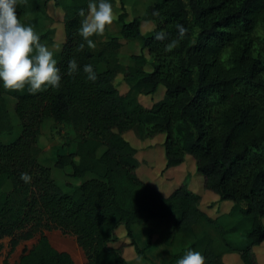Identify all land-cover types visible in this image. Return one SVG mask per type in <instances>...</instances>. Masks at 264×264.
I'll return each instance as SVG.
<instances>
[{"label": "trees", "instance_id": "trees-1", "mask_svg": "<svg viewBox=\"0 0 264 264\" xmlns=\"http://www.w3.org/2000/svg\"><path fill=\"white\" fill-rule=\"evenodd\" d=\"M117 1L116 35L106 29L93 35L95 48L80 35L85 17L79 12L87 16L89 3L99 0L17 2L20 23L32 26L45 46L54 34L46 8L59 9L63 41L53 54L61 76L58 88L11 91L0 81V240L9 239L7 255L37 236L14 264H74L44 234L57 231L73 238L85 264H131L136 258L156 264L145 256L151 234L139 248L133 227L167 217L172 218L170 246L176 235L191 236L201 223L221 236V221L200 211L201 198L188 189V177L166 196L138 178L135 146L161 135L162 170L180 166L186 157L192 160L201 189L231 203L224 218L237 221L228 231L245 232L243 244L228 251L242 264H257L252 248L264 241V0H151L129 21ZM141 23L151 29L142 34ZM177 24L187 34L166 52L165 45L177 37ZM161 31L167 39L157 41ZM120 40L136 43L140 51L131 55L128 68L118 60ZM71 59L78 65L73 75L68 74ZM89 64L95 82L83 71ZM118 75L124 93L115 88ZM159 88L160 100L149 108L139 104L138 97ZM5 97L12 102L13 120ZM46 121L71 132L66 151L53 164L81 181L70 192L53 182L41 162L39 137ZM127 133L132 139L123 138ZM22 173L32 177L30 183L21 180ZM198 244L205 264H221L224 251L213 239L203 236L188 249ZM175 257L168 264H175ZM1 264H9L6 257Z\"/></svg>", "mask_w": 264, "mask_h": 264}, {"label": "rangeland", "instance_id": "rangeland-1", "mask_svg": "<svg viewBox=\"0 0 264 264\" xmlns=\"http://www.w3.org/2000/svg\"><path fill=\"white\" fill-rule=\"evenodd\" d=\"M150 2L151 0H121L122 8L126 13L125 21L131 20L134 16H140ZM112 7L115 16H117V13L120 11L119 2L116 0ZM46 13L50 18L49 26L54 29L52 44L47 45V47L53 52V54H55L58 52L63 41L61 24L62 16L60 10L52 7L51 4H48ZM149 29H151V25L149 23H141L140 32L142 34L149 31ZM116 30L115 21L113 24L106 27L107 33L111 36L116 35ZM120 43L121 47L118 53V60L124 68H128L131 66V55L138 54L140 51L138 45L134 42H125L120 40ZM255 48H258L257 43H255ZM114 85L119 93H124L126 91L122 75H118L115 78ZM161 96L162 89L159 88L152 96L138 97V102L142 107L149 108L154 102L160 100ZM5 101L7 102V105H9L8 110L10 117L13 120L14 114L11 110L12 102L7 97H5ZM70 138L71 132L67 127L54 125L50 121L44 122L39 137V147L42 150L40 155L41 162L50 169L53 182L63 192H70L71 187H75L81 182L80 180H75L69 177L70 170L68 168L60 171L54 169L53 167L55 156L63 154L66 151L65 143ZM123 138L130 140L132 139V135L127 133L123 136ZM162 139L163 136L160 135L152 140H145L142 143H137L135 146V157L139 162V167L136 171L138 178L142 182L147 183L149 186L157 190L163 196H166L178 186L183 178L188 177V189L199 195L201 198L199 204L200 211L210 219H219L223 226V234L219 236L212 227L201 223L195 227L191 236L183 237L181 235H176L170 246L169 241L171 238L170 227L172 218L167 217L164 219H153L145 225L134 226L133 235L137 246L139 248L143 246L145 237L148 234H151V239L154 241L157 238L159 241L166 239L167 241L163 243L166 247L165 250H167L169 258H171L174 254L177 255V257L173 260L175 264H177L178 260L182 259L189 251H195L201 254V244L194 246L191 250L188 249V246L203 236H205V238L213 239L215 247L218 250L224 251L223 253H232L228 251L229 248L242 245L244 242L243 239L245 232L237 230L236 228L233 232L228 231L229 228L234 227L237 221L236 217L224 218L232 207L231 203L220 202L216 196L204 192L201 189L200 177L195 175L193 162L187 157L180 166L163 171L164 158L161 148ZM262 223L264 224V222ZM121 231L123 232L122 229H118L117 233L120 234ZM45 236L47 237L49 244L55 250L67 253L74 264H80V262L83 261V254L76 246L72 237L63 236L57 231L45 233ZM140 240H143V242L141 243ZM25 246H27V244H25L24 247ZM2 248L3 247L0 246V249ZM153 248V253L155 254L160 249L156 247V244ZM256 251L257 257L259 258V264H264V241L258 245ZM132 253L133 252L131 251L127 252L130 257L132 256ZM158 255L161 256L160 253H158ZM162 257L164 256L162 255ZM142 262V259L136 258L133 264H141Z\"/></svg>", "mask_w": 264, "mask_h": 264}, {"label": "clouds", "instance_id": "clouds-1", "mask_svg": "<svg viewBox=\"0 0 264 264\" xmlns=\"http://www.w3.org/2000/svg\"><path fill=\"white\" fill-rule=\"evenodd\" d=\"M18 0H0V81L3 87L11 91L23 90L28 86L32 93L45 90L47 87L58 88L61 76L57 68V62L53 58V52L40 43V37L32 26H24L16 15ZM79 15L85 17L81 23L80 35L88 48H95V43L90 37L103 35L107 26L117 19L113 7L107 0H99V3H89L87 16L80 10ZM158 16L159 13H154ZM177 37L171 39L165 45V51L170 52L177 48L180 41L186 36L187 29L176 25ZM157 41L167 39L165 32L155 35ZM85 43L79 45L83 50ZM78 70L75 59L68 63V74L73 75ZM87 79L95 82L96 72L92 65L83 68ZM21 180L30 183L32 177L28 173L21 174ZM177 264H205V258L195 251H189Z\"/></svg>", "mask_w": 264, "mask_h": 264}, {"label": "crops", "instance_id": "crops-1", "mask_svg": "<svg viewBox=\"0 0 264 264\" xmlns=\"http://www.w3.org/2000/svg\"><path fill=\"white\" fill-rule=\"evenodd\" d=\"M45 234V233H44ZM37 240V236L34 237L33 239L31 240H28V241H24V242H20L14 249L13 251L7 255V252H8V241L9 239L8 238H3L0 240V246H2L3 248L0 249V264L2 263V260L4 259V257H6V260L9 264H14L16 263L18 257L22 254V252L24 250H27L29 249ZM169 240V239H168ZM141 243L143 242V240H140ZM167 240L164 239V240H161L159 241V239L157 238L155 241L152 239V242H151V248L145 253V256L148 260H150L151 262H154L156 264L160 263V264H168L169 260L171 258H169V256L167 255V250L164 243L163 242H166ZM28 242V243H27ZM160 244H158V243ZM27 244V246L24 247V245ZM156 244V247L157 248H160L158 250V252L155 254L153 253V247L155 246ZM158 244V245H157ZM51 246V245H50ZM52 247V246H51ZM257 247H253L252 248V251L254 253V256H255V259H256V262L257 264H259V261H258V257H257ZM53 248V247H52ZM54 249V248H53ZM81 251V250H80ZM82 253V251H81ZM158 253L161 254L158 255ZM83 254V253H82ZM162 255L164 257H162ZM135 259L130 261V263H134ZM220 262L221 264H242V262L240 261L239 257L237 254L235 253H223L221 254V257H220ZM80 264H85V258L83 256V261L80 262Z\"/></svg>", "mask_w": 264, "mask_h": 264}]
</instances>
